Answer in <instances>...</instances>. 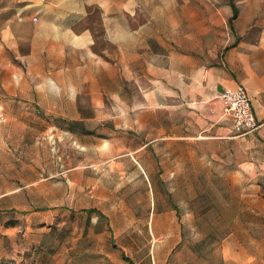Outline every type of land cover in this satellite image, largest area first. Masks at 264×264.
I'll return each mask as SVG.
<instances>
[{
	"label": "rangeland",
	"instance_id": "obj_1",
	"mask_svg": "<svg viewBox=\"0 0 264 264\" xmlns=\"http://www.w3.org/2000/svg\"><path fill=\"white\" fill-rule=\"evenodd\" d=\"M2 54L0 264H264V149L202 101L213 88L184 96L173 77L183 95L154 103L123 79L97 103L45 109Z\"/></svg>",
	"mask_w": 264,
	"mask_h": 264
},
{
	"label": "crops",
	"instance_id": "obj_2",
	"mask_svg": "<svg viewBox=\"0 0 264 264\" xmlns=\"http://www.w3.org/2000/svg\"><path fill=\"white\" fill-rule=\"evenodd\" d=\"M236 9L233 17L226 5L173 7V0H0V69L9 47L11 73L26 79L38 107L60 110L97 103L123 79L154 103L173 93V77L185 81L184 96L213 88V97L198 93L203 102L241 85L261 125L246 137L264 149V0ZM180 241L173 209V250Z\"/></svg>",
	"mask_w": 264,
	"mask_h": 264
},
{
	"label": "built area",
	"instance_id": "obj_3",
	"mask_svg": "<svg viewBox=\"0 0 264 264\" xmlns=\"http://www.w3.org/2000/svg\"><path fill=\"white\" fill-rule=\"evenodd\" d=\"M217 98L231 116L236 135L246 137L261 127L253 112L248 92L243 86L225 88Z\"/></svg>",
	"mask_w": 264,
	"mask_h": 264
},
{
	"label": "trees",
	"instance_id": "obj_4",
	"mask_svg": "<svg viewBox=\"0 0 264 264\" xmlns=\"http://www.w3.org/2000/svg\"><path fill=\"white\" fill-rule=\"evenodd\" d=\"M230 6L233 8V12H234L233 17H236V15H237V9H236L235 4L232 2V0L230 1Z\"/></svg>",
	"mask_w": 264,
	"mask_h": 264
}]
</instances>
